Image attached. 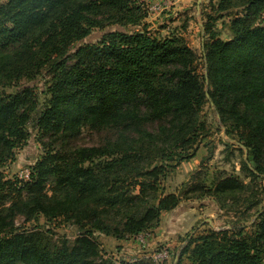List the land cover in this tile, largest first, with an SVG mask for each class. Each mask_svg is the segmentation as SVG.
Instances as JSON below:
<instances>
[{
	"label": "trees",
	"instance_id": "trees-1",
	"mask_svg": "<svg viewBox=\"0 0 264 264\" xmlns=\"http://www.w3.org/2000/svg\"><path fill=\"white\" fill-rule=\"evenodd\" d=\"M239 4L231 38L205 25L200 66L180 36L156 37L146 26L106 31L72 49L96 28L141 25L139 0H0V264H116L97 232L135 237L194 196L211 194L227 208L233 195L238 204L250 183L235 174L179 192L162 185L169 167L192 158L210 133L207 104L247 149L241 167L250 181L264 179V0H220L217 10ZM41 75L42 90L23 84ZM10 86L17 91L3 90ZM30 125L44 154L28 180L7 179L1 168L27 142ZM84 131L104 140L81 145ZM250 201L247 209L261 202ZM40 218L82 233L56 237ZM253 226L251 234L246 224L188 234L177 264L185 254L188 264H264V213Z\"/></svg>",
	"mask_w": 264,
	"mask_h": 264
},
{
	"label": "rangeland",
	"instance_id": "rangeland-1",
	"mask_svg": "<svg viewBox=\"0 0 264 264\" xmlns=\"http://www.w3.org/2000/svg\"><path fill=\"white\" fill-rule=\"evenodd\" d=\"M219 1L139 0L146 11L141 25L115 24L105 29L96 28L88 37L76 42L72 49L76 50L84 43L96 42L106 31L131 32L146 26L148 32L156 37L162 38L173 34L180 36L201 57L199 63L202 66L204 44L209 40L205 25H210V31L218 37L229 39L232 37L230 20L241 10L239 4L222 13L217 10ZM46 78L41 75L36 81H24L23 84L34 85L38 90H42L45 87ZM17 89L16 86H10L3 90L12 93ZM204 112L210 123V133L205 138H201L192 158L169 167L162 179L165 192H179L197 180L209 185L215 179L233 174L240 176L246 183H250V187L240 195L238 204L233 202L235 196H227V208H221L220 203L211 194L201 198L194 196L183 199L176 209L163 213L160 225L147 231L149 236L144 245L134 236L119 241L115 237L97 232L95 237L106 258H110L116 264L141 260L151 261L154 264H177L188 234L199 235L211 229L222 230L230 228L232 224H246L248 234L254 231L253 224H256L259 216L264 213V179L250 181L251 178L241 167L242 161L249 156L247 149L225 134L223 127L218 125L217 113L210 104L205 106ZM29 131L30 136L27 142L15 150V158L1 168L7 179L28 180L31 168L44 154L38 130L30 125ZM103 140L102 132L84 131L77 142L81 145H95ZM198 172L200 175L196 176ZM256 198H260V204L247 209L250 200ZM44 222V218H40L39 223ZM22 223L23 218L18 217L17 224ZM44 225L46 228L53 229L56 237L64 236L70 241H74L82 233L79 225L70 223L55 221L49 224L44 223ZM182 261L183 264L189 263L187 254L182 256Z\"/></svg>",
	"mask_w": 264,
	"mask_h": 264
},
{
	"label": "built area",
	"instance_id": "built-area-1",
	"mask_svg": "<svg viewBox=\"0 0 264 264\" xmlns=\"http://www.w3.org/2000/svg\"><path fill=\"white\" fill-rule=\"evenodd\" d=\"M148 236H149V233L146 231V232H142L136 235L135 238L137 239L139 243L144 245L148 240Z\"/></svg>",
	"mask_w": 264,
	"mask_h": 264
},
{
	"label": "crops",
	"instance_id": "crops-1",
	"mask_svg": "<svg viewBox=\"0 0 264 264\" xmlns=\"http://www.w3.org/2000/svg\"><path fill=\"white\" fill-rule=\"evenodd\" d=\"M176 208H177V207H176ZM176 208H175V209H176ZM173 210H174V209H173ZM171 211H172V210H171ZM117 241H118V240H117ZM119 241H121V240H119Z\"/></svg>",
	"mask_w": 264,
	"mask_h": 264
},
{
	"label": "water",
	"instance_id": "water-1",
	"mask_svg": "<svg viewBox=\"0 0 264 264\" xmlns=\"http://www.w3.org/2000/svg\"><path fill=\"white\" fill-rule=\"evenodd\" d=\"M248 153V152H247Z\"/></svg>",
	"mask_w": 264,
	"mask_h": 264
}]
</instances>
